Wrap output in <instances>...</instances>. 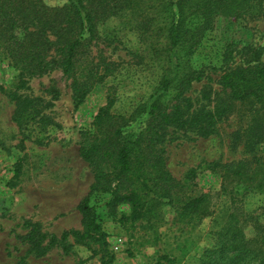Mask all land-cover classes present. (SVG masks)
<instances>
[{
	"label": "trees",
	"instance_id": "1",
	"mask_svg": "<svg viewBox=\"0 0 264 264\" xmlns=\"http://www.w3.org/2000/svg\"><path fill=\"white\" fill-rule=\"evenodd\" d=\"M263 2L66 0L60 7H51L43 0H0V57L19 72L17 89L26 88L30 78L60 69L72 81L74 105L80 107L93 89L105 84L115 72V64L107 58L91 55L94 43L115 38L109 32L102 34L113 19L135 31L163 67L156 92L130 116L114 111L117 99L109 88L107 102L94 117L92 130L81 132L79 156L93 173L89 192L77 206L81 229L57 237L43 232L39 223L27 220L22 224L27 233L20 240L28 247V255L43 258L60 244L63 252L70 254L73 245L67 241L72 238L74 245L101 255L103 264H111L107 234L94 205L97 198L108 197L104 200L106 215L127 232L143 223L154 230L162 221L164 206L174 208L182 221L200 222L216 210L213 194H195L198 172L210 171L220 176L218 196L229 198L230 207L226 221L215 233V245L205 251L200 264H264V225L254 222L243 210L240 198L253 190L264 194V162L254 165L243 159L206 163L189 170L179 181L168 169L163 147L169 135L178 133L209 138L228 115L230 108L224 104L214 110L193 108L186 93L205 76L204 70L193 66L191 58L218 18L263 17ZM219 82L231 100H252L264 111L263 65L225 71ZM0 90L15 103L12 121L19 130L36 125L40 134H47L50 128L59 127L44 114L42 98L22 97L2 87ZM256 122L247 142L251 151L264 142V126L259 125L263 123ZM44 139L38 138L37 143L42 144ZM122 205L130 207L128 214L119 213ZM247 226L253 227L252 237L246 236ZM26 262L23 257L16 264Z\"/></svg>",
	"mask_w": 264,
	"mask_h": 264
},
{
	"label": "rangeland",
	"instance_id": "2",
	"mask_svg": "<svg viewBox=\"0 0 264 264\" xmlns=\"http://www.w3.org/2000/svg\"><path fill=\"white\" fill-rule=\"evenodd\" d=\"M43 1L51 7L66 2ZM108 32L115 38L94 43L91 55L95 59L107 58L115 64V72L105 84L97 85L78 108L73 101L72 81L60 69L30 78L26 88L17 89L19 72L0 57V87L22 97L42 98L44 114L59 125L47 134H40L36 125L19 130L12 121L15 103L0 90V264H16L23 257L27 264H103L101 255L74 245L72 238L67 241L73 245L70 254H65L60 244L45 257L35 258L27 254L28 247L20 237L27 233L22 227L27 220L39 223L43 232L57 237L65 231L81 229L82 217L77 206L93 183L91 168L79 156L81 132L92 130L94 117L107 102L109 88L117 99L114 111L126 116L146 103L158 88L162 64L152 58L137 33L119 19L108 22L102 34ZM191 61L196 69L204 70L205 76L186 93L193 108L214 110L224 104L230 111L209 138L169 135L163 145L169 171L182 181L189 170L206 163L243 159L254 165L264 162V142L257 144L254 151L247 147L256 121L264 126V111L252 100H231L230 93L219 82L225 71L264 66V16L218 18ZM44 137L43 143L38 144L37 139ZM195 183V194L214 195L215 213L200 222L182 221L174 208L164 206L162 221L154 230L143 223L127 232L106 215L104 200L108 197L97 198L94 205L107 234L108 252L113 256L111 264H200L205 251L216 243L215 233L227 219L230 200L218 196L219 175L199 171ZM240 198L243 210L254 222L264 225V194L253 190ZM118 211L128 214L130 207L122 205ZM245 233L252 237L253 227L247 226Z\"/></svg>",
	"mask_w": 264,
	"mask_h": 264
}]
</instances>
